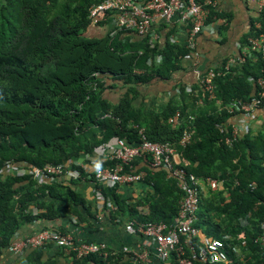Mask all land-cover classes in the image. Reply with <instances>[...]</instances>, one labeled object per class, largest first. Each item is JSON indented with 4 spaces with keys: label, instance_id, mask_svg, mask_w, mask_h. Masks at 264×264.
I'll return each instance as SVG.
<instances>
[{
    "label": "trees",
    "instance_id": "16d2710c",
    "mask_svg": "<svg viewBox=\"0 0 264 264\" xmlns=\"http://www.w3.org/2000/svg\"><path fill=\"white\" fill-rule=\"evenodd\" d=\"M101 1L0 0V264H130L122 249L110 245L77 257L54 244L27 248L23 255L2 263L25 225L44 222L47 225L38 231L69 233L66 227L49 223L69 219L75 225L86 222L92 226V219L100 222L95 201L89 202L75 188L78 181L90 180L88 170L76 162L114 137L124 138L130 145L143 138L170 143L177 148V165L187 173L220 179L221 189L200 194L195 226L207 237L226 240L229 236L228 263L264 264L260 239L264 129L255 131L257 118H253L247 131L233 142H229L231 134L220 129L231 126L233 101L249 102L261 94L258 80L264 77V55L251 48L250 38L260 32L257 22L264 29L262 15L251 23L242 41L245 59L225 69L229 57L213 69L218 73L214 98L199 79L192 86L178 83V93L155 107L136 104L139 88L153 79H171L197 46L174 42V28L167 23L162 24L164 39L154 42V32L140 38L126 29L114 34V11L90 16L91 7ZM197 2L209 10L208 24L229 19L228 14L205 4L206 0ZM185 25L191 30L193 20ZM105 27L109 29L104 33ZM110 92L118 96L112 99ZM177 114L179 122L174 124L171 120ZM185 130L192 137L182 146ZM48 164L72 165L80 176L35 179L33 169ZM110 164L112 161H104L102 167ZM132 166L137 172H147L138 197H127L119 185L92 180L105 198L102 210L106 219L113 224L136 220L173 226L184 194L179 180L141 158ZM202 245L199 237L194 239L197 251ZM175 257L173 253L172 259ZM195 264L226 263L196 260Z\"/></svg>",
    "mask_w": 264,
    "mask_h": 264
},
{
    "label": "built area",
    "instance_id": "2783aa9c",
    "mask_svg": "<svg viewBox=\"0 0 264 264\" xmlns=\"http://www.w3.org/2000/svg\"><path fill=\"white\" fill-rule=\"evenodd\" d=\"M258 5L260 15L264 19V0H248ZM205 4L213 5V0H206ZM114 11L111 25L115 28L114 34L121 29L135 31L143 36L151 32V27L156 18H162L167 23L175 18L186 24L193 20V26L190 30V46H196V36L212 24L207 23L209 10L204 4L197 0H103L91 7L90 16L96 18L101 12ZM256 26L260 29L256 37L250 38L251 48L261 51L264 55V29L262 23L257 22ZM157 39L155 33L152 34L151 41ZM177 42L174 37H171ZM245 51L239 56H231L225 65V69H230L232 65L242 62ZM196 57L200 53L195 51ZM161 59V57H159ZM215 70H209L201 76L200 81L210 98L215 97ZM261 87L259 97L253 98L249 102L235 100L230 105V112L233 114L230 120L231 126H220L222 132H229L231 138L229 142L237 139L247 131L252 119L256 118V110L264 105V77L258 80ZM199 103H203L202 100ZM174 124L179 122V114L171 120ZM231 127V128H230ZM192 132L185 130L180 144L187 145L191 141ZM136 158H141L144 163H148L152 168H164L168 171L169 177H175L179 180V185L184 191L179 214L175 219V224L169 226L161 222H137L130 220L127 222V228L132 233L145 235V245L155 243L156 253L160 259H170L172 254L176 253V264H195L196 260L204 262H228L225 239L204 236L202 247L199 251L194 246V239L199 237L202 231L195 226L197 219L196 211L199 206V197L206 189L218 190L222 188V181L215 177H197L192 173H187L179 167V156L177 148L167 142H153L143 138V141L137 145H130L126 139L114 137L96 152L87 154L76 164L81 168L88 170V179L93 183V179L104 185H128L141 183L147 175L145 170L139 172L133 170L132 163ZM104 161H112V164L102 167ZM130 165L126 170L125 166ZM33 177L39 181L59 180L70 177L80 176V170L72 168V165L48 164L44 167H36L32 171ZM99 204L102 210L104 196L100 190H96ZM263 232L260 237L264 248V222L262 224ZM54 244L64 248L67 254L75 252L77 257H82L107 247L105 242H94L80 239L75 233H63L59 230L43 229L37 233L24 238L20 241H13L9 250L16 255H23L27 248H37ZM123 251L127 254H133V257H141L140 252H136L131 246H124ZM188 252V253H187ZM146 254V255H145ZM143 256H147L145 253Z\"/></svg>",
    "mask_w": 264,
    "mask_h": 264
},
{
    "label": "crops",
    "instance_id": "0c3cea01",
    "mask_svg": "<svg viewBox=\"0 0 264 264\" xmlns=\"http://www.w3.org/2000/svg\"><path fill=\"white\" fill-rule=\"evenodd\" d=\"M213 3V7L219 12L228 14L229 19L213 23L196 36V52L200 53V56L196 57L194 52L193 55L185 57L182 61V67L174 73L171 79H153L141 86L136 104L144 103L145 105L160 107L178 93L179 89L176 86L178 83L192 86L209 70L220 67L229 57L239 56L245 51L241 50L242 41L249 33L251 23L257 21L260 15L257 3L249 2L248 0H213ZM163 23L167 22L162 18H156L151 27V32H154L157 35V39L161 40L165 37V29L162 28ZM167 24L170 28H174L172 37L178 43L185 45L189 43L190 30L184 23L175 18ZM221 27H224L222 32H220ZM108 29L109 27H105L103 32L105 33ZM137 38H140V36L138 35ZM116 91H119V88H116ZM108 95L112 99L118 96L112 92L108 93ZM256 118L257 121L253 126L254 130L264 129V106L256 110ZM75 188L83 191L88 201L92 203L95 201L98 206V197L92 182L78 181ZM143 190L144 186L141 183L120 186V192L127 197H138ZM99 213L100 222L92 219L91 221L94 224L92 226L86 222L75 225L69 219H59L50 222L49 225L66 227L80 239L105 242L119 251L123 250L126 245L131 246L136 252H140L139 255L141 254V257H133V254L125 253L127 258L130 257V259H125L130 264H176L175 259L172 258L160 259L156 253L155 243L152 242L148 246L145 245V235L130 232L127 228V223L113 224L106 219L103 210L100 209ZM45 225L47 224L44 222H36L33 225L23 226L18 232L16 241L37 233L36 231ZM204 236L206 235L203 232L199 235L200 241H202ZM145 253L148 254L144 257ZM16 256V254L8 250L5 257L2 258V263H6ZM69 260L61 259V261L65 262ZM225 263L230 264L228 262Z\"/></svg>",
    "mask_w": 264,
    "mask_h": 264
}]
</instances>
